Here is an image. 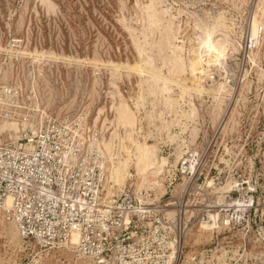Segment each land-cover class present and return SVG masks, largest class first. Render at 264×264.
<instances>
[{
    "label": "rangeland",
    "instance_id": "1",
    "mask_svg": "<svg viewBox=\"0 0 264 264\" xmlns=\"http://www.w3.org/2000/svg\"><path fill=\"white\" fill-rule=\"evenodd\" d=\"M211 42L222 55L207 65ZM79 116L106 155L155 146L158 197L164 174L190 176L185 159L187 189L216 206L254 191L247 224H192L178 264H264V0H0V143ZM130 172L108 169L106 189L139 186ZM18 236L0 214V264H91Z\"/></svg>",
    "mask_w": 264,
    "mask_h": 264
},
{
    "label": "built area",
    "instance_id": "2",
    "mask_svg": "<svg viewBox=\"0 0 264 264\" xmlns=\"http://www.w3.org/2000/svg\"><path fill=\"white\" fill-rule=\"evenodd\" d=\"M103 142L102 132L79 116L27 126L0 143V214L21 240L54 249L69 246L75 235V256L91 264H178L183 248L178 253L177 246L192 224L212 231L248 223L254 191L216 206L199 188L187 189L189 159L177 172L190 176L174 186L176 176L164 174L160 197L135 183L106 189Z\"/></svg>",
    "mask_w": 264,
    "mask_h": 264
},
{
    "label": "bare ground",
    "instance_id": "3",
    "mask_svg": "<svg viewBox=\"0 0 264 264\" xmlns=\"http://www.w3.org/2000/svg\"><path fill=\"white\" fill-rule=\"evenodd\" d=\"M151 3H153V1ZM152 7L153 6H150V8H152ZM152 14H153V12H152ZM208 34H209V32H208ZM210 35H212V34H210ZM220 48H221V42H217L215 44H214V42L213 43L211 42L209 45H207L205 47V52H207L209 57L212 56L213 54H215L214 59L199 60V61L205 62L207 65H212V64L216 63L222 55V50H220ZM199 61H197L195 64H199ZM166 90H168V87L164 83V86L162 87V91L166 92ZM107 146H108V143H107ZM106 151L108 152V150H106ZM109 151H110V149H109ZM108 153H110V152H108ZM112 154H111V156L109 154H107L111 157L109 159V160H111L110 161L111 165L108 166V169H109L110 176L112 179H113V177H115V175L119 174L120 181L122 183H124L127 179L132 177L130 169H131V167H133L135 169L137 176H139V178L141 180V183H140L141 186H144V185L149 186L152 184L159 186L157 181H155L153 179L154 178L153 174H156V172H158L155 169V161H156L155 160L156 159L155 158V155H156L155 146L148 145L145 143H138L135 152L132 154H127L126 157H120V158L118 157L117 158V157H115V155H113V157H114L113 158ZM116 156H118V155H116ZM108 165H109V163H108ZM7 204L9 205V200L7 201ZM6 223L15 226L13 223H9V222H6ZM76 243H77V237L74 235L71 239V243H70L69 247L74 249ZM183 247H184L183 244L177 246L176 252L179 253L180 249ZM194 261H195V259H194ZM197 263H199V262L197 261Z\"/></svg>",
    "mask_w": 264,
    "mask_h": 264
}]
</instances>
